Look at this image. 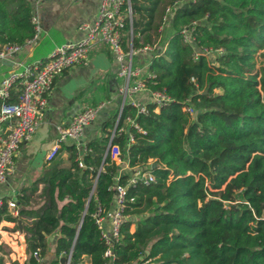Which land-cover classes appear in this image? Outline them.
I'll list each match as a JSON object with an SVG mask.
<instances>
[{
    "label": "trees",
    "instance_id": "obj_1",
    "mask_svg": "<svg viewBox=\"0 0 264 264\" xmlns=\"http://www.w3.org/2000/svg\"><path fill=\"white\" fill-rule=\"evenodd\" d=\"M128 4L121 45L153 46L144 51L150 52L139 77L169 100L145 102V112L124 102L100 121V133L82 150L60 142L20 189L16 214L3 204L0 219H20L22 263L37 264L32 252L42 256L46 235L55 230L53 261L63 250L70 264H82L84 256L88 264L105 262L93 212L99 207L103 216L114 204L110 186L118 164L107 146L115 144L129 167L154 178L126 186L113 264H264V0ZM31 12L28 0H0V45H22L31 36ZM183 27L190 28V40L182 39ZM201 47L221 50L194 58ZM18 91L11 86L6 100ZM128 176L119 174L117 181L124 184Z\"/></svg>",
    "mask_w": 264,
    "mask_h": 264
},
{
    "label": "crops",
    "instance_id": "obj_2",
    "mask_svg": "<svg viewBox=\"0 0 264 264\" xmlns=\"http://www.w3.org/2000/svg\"><path fill=\"white\" fill-rule=\"evenodd\" d=\"M31 11L36 14L38 31L35 39L25 42L15 51L4 58H0V80L6 73L20 69L23 64L32 63L44 59L56 45L67 40H75L82 35L78 24L83 21H91L96 13L99 0H28ZM134 59L141 62L149 52L140 51ZM138 54V55H137ZM144 65V64H143ZM118 66L111 54L108 45L96 40L89 46L85 61L65 68L55 76L50 90L47 93V102L43 113L32 135L26 141L20 143L17 152L13 156V169L6 179L0 183V198L14 200L23 186L28 185L41 171L43 164L47 163L45 153L56 138V126L64 124L78 111L88 105L103 103L98 109L92 121L86 124L81 134L76 139H66L65 142H75L79 150L84 148V142L100 133L99 123L115 109H119L124 102H148L150 101L147 90L135 94H122L119 91L124 83L122 77L117 74ZM5 123L0 124L4 129ZM112 132V131H111ZM118 164L117 174L130 175L140 169L139 166L129 167L125 158H113ZM63 162L66 163L65 153ZM38 185V189L40 188ZM37 189V190H38ZM113 206L109 207L102 216L101 225L106 231L109 227V215ZM6 209L13 213L11 208ZM16 214V213H13ZM2 231L6 234L16 233L20 243L16 252L17 262H26L27 253L23 231L14 229L16 222L0 219ZM17 225V223H16ZM22 229V228H21ZM7 230V231H6ZM56 230L46 235V250L38 264H51L54 259L53 242ZM5 242L0 240L1 254H8L10 249ZM2 248V249H1ZM4 250V251H3ZM0 254V264L3 258ZM59 259V258H58ZM10 263L12 258H9ZM88 264L87 256L83 263Z\"/></svg>",
    "mask_w": 264,
    "mask_h": 264
},
{
    "label": "built area",
    "instance_id": "obj_3",
    "mask_svg": "<svg viewBox=\"0 0 264 264\" xmlns=\"http://www.w3.org/2000/svg\"><path fill=\"white\" fill-rule=\"evenodd\" d=\"M124 3L126 4L125 10L122 9ZM166 10H168V7L165 8ZM125 18H128V21L130 20L128 0H99L94 18L91 21H83L78 24V28L82 31V35L79 38L62 42L53 47L46 58L23 64L20 69L12 70L3 75L0 80V124L5 123V125L3 130L0 129V183L12 171L13 156L17 152L20 143L29 139L35 130L46 105L47 93L55 76L69 66L83 63L89 46L96 40H100L108 45L117 63V74L124 80V83L119 88L122 94L131 95L142 90H147L150 102H153L156 106L162 105L169 100V96L164 91L148 90L146 88L143 80L139 77L141 67L133 61L135 53L151 50L153 46L145 44L135 49L131 47L123 49L121 34ZM30 20L33 23V33L24 40V43L35 39L37 35V17L33 12H31ZM181 34L183 40L187 41L191 39L190 28L183 27ZM19 47L20 44L0 45V58H4L10 53L15 52ZM220 50L221 48L210 49L201 47L195 49L192 55L195 58L198 52L208 54L209 52ZM11 86H19V91L16 99L8 101L6 98ZM130 103L136 107V111H146L143 102L132 101ZM102 104L101 102L95 105H88L76 112L68 122L57 125L56 138L50 148L47 149L45 158L49 160L55 154L60 142L66 139L78 138L83 127L94 119ZM182 109L189 114L193 112V108L188 103H185ZM118 112L117 114H119ZM130 122L132 123V120ZM133 125L136 126V123L133 122ZM107 151L112 159L119 157L117 145L108 144ZM78 164L81 165V162H78ZM153 178V174L150 171L141 170L140 168L138 171L131 173L124 184L119 183L117 178L114 179L110 186L114 193V204L109 215L108 230L105 231L102 228L100 208L97 207L93 212L94 221L106 244L102 252L103 257L106 258L103 264H113L111 246L119 238V226L126 217L122 212L127 198L126 186L137 182L147 183L153 180ZM128 199L131 200L132 197H128ZM3 204L11 208L13 213H16V202L14 200L3 201L0 198V208ZM32 256L38 264L41 256L36 251L32 252ZM62 256L65 259L63 262H60L58 258ZM51 264H70V252L65 253L63 250L60 251L57 255V260Z\"/></svg>",
    "mask_w": 264,
    "mask_h": 264
},
{
    "label": "rangeland",
    "instance_id": "obj_4",
    "mask_svg": "<svg viewBox=\"0 0 264 264\" xmlns=\"http://www.w3.org/2000/svg\"><path fill=\"white\" fill-rule=\"evenodd\" d=\"M164 32H165V35H167V33L169 32V28H166ZM138 66L141 67V71H142L143 68H144V65L140 62V64H138ZM3 229L4 228H2V223L0 222V230H3ZM6 235L9 236V238L5 237V233L0 231V240L5 242V245H3L4 247H2V248L4 250H7L6 246H8V248L10 249V252H8V254H1V252H0V254H1L2 258H3L2 264H11L9 258L17 260V255L19 254L18 253L19 250L17 252L15 250H17V248L20 245V243L16 242V240L18 239L16 233H13V234H9L8 233Z\"/></svg>",
    "mask_w": 264,
    "mask_h": 264
},
{
    "label": "water",
    "instance_id": "obj_5",
    "mask_svg": "<svg viewBox=\"0 0 264 264\" xmlns=\"http://www.w3.org/2000/svg\"><path fill=\"white\" fill-rule=\"evenodd\" d=\"M152 165H153V163L151 164V166H152ZM16 223H17L18 231H21L22 229H21L20 219H17V220H16ZM64 259H65V258L62 256V257L59 258V261H60V262H63ZM127 264H132V263H127Z\"/></svg>",
    "mask_w": 264,
    "mask_h": 264
}]
</instances>
